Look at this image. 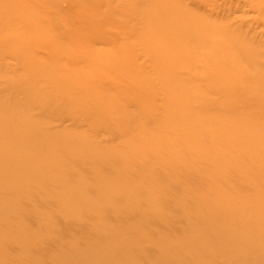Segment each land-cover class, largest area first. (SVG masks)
Here are the masks:
<instances>
[{"label":"rangeland","instance_id":"1","mask_svg":"<svg viewBox=\"0 0 264 264\" xmlns=\"http://www.w3.org/2000/svg\"><path fill=\"white\" fill-rule=\"evenodd\" d=\"M62 1L4 0L0 6L7 8L0 11V121L7 119L4 132L19 136L0 139V148L29 152L38 179L27 191L1 193L0 200L15 205L0 220V238L13 230L0 239V264L80 261L98 238L115 241L121 250L129 244L140 249L143 264H163L162 256L187 250L188 261L196 255L215 264H264V148L251 149L255 141H235L206 119L254 113L252 99L264 98V63L258 77L247 64L234 71V59L223 60L227 98L219 90L207 92L219 69L162 72L176 61L169 54L162 66L144 62L145 73L124 71L71 36L79 29L69 21L78 15L57 8ZM233 17H241L244 33L257 41L255 62H264V5L248 0ZM242 72L253 73L252 79L242 82ZM181 81L189 86L181 88ZM242 86L259 93L241 99ZM220 97L229 102L220 111L196 116L185 109ZM241 101L244 106L235 107ZM129 118L134 124L126 127ZM24 165L15 163V169ZM40 171L46 172L38 177ZM56 187L67 194L83 188L82 196L94 205L49 197ZM72 214L79 216L65 224ZM60 215L62 223L55 224ZM233 216L240 220L229 223ZM250 241L254 248L246 245ZM76 249L80 259H64Z\"/></svg>","mask_w":264,"mask_h":264},{"label":"bare ground","instance_id":"2","mask_svg":"<svg viewBox=\"0 0 264 264\" xmlns=\"http://www.w3.org/2000/svg\"><path fill=\"white\" fill-rule=\"evenodd\" d=\"M247 1L248 0H63L62 3H57L56 7L67 10L69 13L74 12L78 15L69 21L73 28L77 26L79 29L76 31L70 30L71 36L83 44L92 56L101 58L112 57L113 63L120 64L119 69L133 73H145L149 66H146L144 62L148 63V61H150L152 62L150 64L154 63V65L156 63H158V65L163 64V61H166L165 58L168 59V54L169 57L171 55L172 59H176V61L171 63V65L159 68L164 73H166V70L170 71V73L180 74L192 73L193 71L194 75H196V71L200 68L219 69L218 73L214 74L215 80L212 78L211 87L207 92L210 94L219 90L223 92V96L227 98L226 92L229 91L230 88L225 82L222 83L220 80L226 76V67L223 64V60L233 58L234 64L229 67L233 68L234 71L243 69L246 67L243 65L247 64L251 69L253 67L254 70L252 69L251 71H254V73L256 72L255 74H257L258 77L261 64L264 63L255 62L254 60V54L258 52L255 44L257 41L254 36H248L244 33V20H242L241 17H238V19L233 17L235 13L242 10ZM254 1L255 0H251L254 4L264 5V0ZM3 2L4 0H0V6H4ZM3 9L4 8L0 10L2 15L7 8L5 10ZM97 44L107 47L110 46L111 48L95 47ZM170 47L172 50L169 49ZM173 54L177 57L174 58ZM181 54H185V56H183V60H178V58H181ZM260 55L263 57L264 52H260L259 56ZM140 58H144V61L138 63ZM229 67L227 68L229 69ZM252 75L253 73L250 72H242L240 77L242 79L241 81L249 80L253 77ZM37 76H40V74L33 75V77ZM260 78L263 77L260 76ZM260 78H256L258 81L257 84L261 83L262 79ZM196 81V78H192L191 80L193 83ZM180 83L181 88H185L187 85L189 86L187 82L181 81L179 84ZM235 89H237V87ZM182 92L185 93L186 90ZM182 92L180 90L181 94ZM257 93H259L258 88H252V86L240 87V94L243 97H241V99L246 101L248 99L247 97L250 98ZM204 94L205 93H201V97H204ZM222 99V97L210 98V101L203 102L200 106L185 107V109L187 112L188 110L193 113L195 112L196 116L200 115V113L197 112L201 111L203 113L216 110L220 111L226 108L225 103L229 104V102H225ZM252 100L255 101L253 105L256 107L254 113L248 112V114H243V111H239L238 113L230 115V118L226 121L223 119H218L217 121L214 119L213 121L211 117H206V119L207 121H211L214 130L219 132L223 131L227 136H236L235 141L249 137V139L255 141L253 145L249 147L257 150L259 147L264 148V98L259 97L258 99ZM243 101L238 103L235 107L244 106L245 102L243 103ZM1 107L2 106H0V108ZM228 108L230 107L228 106ZM21 109L27 112L26 106H22ZM234 111L236 112L235 109ZM1 119L0 139L7 141L15 139L16 141L19 137L18 134L4 132L3 126L5 125L4 123H7V119ZM126 120L128 124V126L125 125L126 127H130L129 125L134 124L132 118ZM237 122L243 125L233 127V125H235L234 123ZM196 125L198 126V124ZM257 137L260 138L259 142L256 141ZM30 157L31 154L23 150H17L15 148L12 150L11 148L7 149L5 147L0 148V196L3 192H12L15 189L27 191L33 186L35 181H38L37 174H34V169H32L35 161L34 158L32 160ZM22 160L25 161L24 167L19 170L15 169V163L21 162ZM45 172L46 171H40L38 177ZM52 172L51 170L50 173ZM60 181L62 182V180ZM50 184H52L51 181L44 183L43 188H48ZM82 187L84 188V186ZM83 188L72 189L67 194L62 187H56L46 194L51 198H64L66 202H76L80 204L83 201L90 206L94 205V200L82 196V192L84 191ZM95 192L99 193L101 191L96 190ZM108 194L110 195V193ZM0 201V220L3 221L10 212H13L15 203L11 200L8 202L7 200ZM78 216L79 214H72L65 217L70 220H65V224L72 223ZM246 217L249 216L246 215ZM55 219H57L54 221L55 224L62 223L61 215ZM228 219L229 223L240 220L238 216H233ZM12 231V228L5 230V232L1 234L0 239L3 240L6 236L11 234ZM17 236L19 238L23 237L21 232L18 233ZM92 243L95 244L88 253L89 255L85 257L82 256L83 258L80 261H70L71 263H68L64 260V262H58L57 264H96L99 259L102 260L103 264H143L141 253L138 252L140 249L136 250L130 244L127 247L128 250H121L118 249V244L113 240L98 238L94 239ZM251 244H253L251 241L246 243V245L254 248ZM142 249L144 251V248ZM183 251H186V249H183ZM81 253V250L76 249L73 252L65 254L64 259L69 258L76 260V257L80 259L81 257L79 254ZM168 254L162 256L159 261L163 264H215V262L209 263L210 261L205 257L203 258V256H201L200 259L199 256L196 257V255H193V258L188 261L190 259V256L188 257V250L179 257L171 256L172 253H170V255ZM33 264L41 263L34 261Z\"/></svg>","mask_w":264,"mask_h":264}]
</instances>
